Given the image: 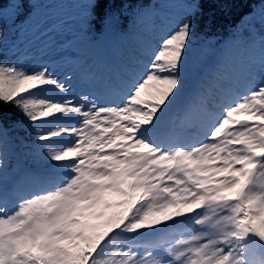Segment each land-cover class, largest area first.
Wrapping results in <instances>:
<instances>
[{
  "label": "snow or ice",
  "instance_id": "6c2138e0",
  "mask_svg": "<svg viewBox=\"0 0 264 264\" xmlns=\"http://www.w3.org/2000/svg\"><path fill=\"white\" fill-rule=\"evenodd\" d=\"M62 2L0 0V47L11 20L12 48L39 54L0 57V264H264V71H225L238 50L264 69V0H184L179 18L166 0H72L71 20ZM217 5L248 28L197 54ZM10 128L36 165L13 178Z\"/></svg>",
  "mask_w": 264,
  "mask_h": 264
},
{
  "label": "rangeland",
  "instance_id": "374dc122",
  "mask_svg": "<svg viewBox=\"0 0 264 264\" xmlns=\"http://www.w3.org/2000/svg\"><path fill=\"white\" fill-rule=\"evenodd\" d=\"M53 13L55 16L60 17L65 20H71L74 16V13L76 11V6L72 3V0H64L63 3H58L55 5L54 8H52ZM178 11V12H177ZM184 12V9L182 7H179V9L175 11L171 9V7H167L165 9V14L167 16H170L172 18H179ZM10 22L9 20L6 25V36H5V41L4 45L0 47V57L8 60V61H13L19 59L22 61L26 66H35L38 59H39V54L35 49H30L28 46L26 47L27 51L21 52L20 50L23 49V47L19 48H12V44L14 42H10L11 38V27H10ZM248 28V25L244 22H241L238 24L237 30L238 33H243L244 30ZM65 35L70 34V27L68 30L65 31ZM231 39V38H230ZM229 39V40H230ZM195 40V39H194ZM215 39L211 40H206L207 42L213 41ZM199 41V40H198ZM227 40H218L216 43H210L208 46L201 47L200 45L194 44V50L197 52V54L200 52V50H204L206 48H214L217 47L221 44H223ZM41 43L47 44L48 41L44 40ZM51 58L55 64L58 66L57 71L60 72L61 74H69L72 75L76 72L75 68V61L73 59V51L72 50H56L49 52L45 59ZM225 71L228 74L231 75H236V74H241L247 71H254V72H261L264 71V69H261L257 64H246L244 60V56L241 55L240 51L238 50L236 53L235 58L233 59L232 62H230L226 68ZM73 85H74V91H83L86 90V85L84 84L83 81L78 80L77 78L73 79ZM177 112L176 109L173 110V115H175ZM14 134V132H13ZM12 134V135H13ZM15 137V136H14ZM12 140V139H11ZM15 143V142H14ZM20 147L18 144L13 145L12 149V154H10L8 158V165L7 167V172L9 174V178H13L15 176H18L20 172L24 169L29 168V166H25L22 164H25L26 161L30 162L31 159L26 157L24 154L20 155ZM36 167V166H35ZM34 167V168H35ZM16 201H12L9 204V208L11 210H15L16 208Z\"/></svg>",
  "mask_w": 264,
  "mask_h": 264
},
{
  "label": "trees",
  "instance_id": "16d2710c",
  "mask_svg": "<svg viewBox=\"0 0 264 264\" xmlns=\"http://www.w3.org/2000/svg\"><path fill=\"white\" fill-rule=\"evenodd\" d=\"M166 2L170 5L171 9L173 10L175 9L176 11V9L178 10L179 7H181L184 0H166ZM249 6L253 10L257 12L259 11L258 0H251ZM50 11H52V9ZM245 11L246 9L229 8L227 6H220V5H217L215 7H207L203 16H201L200 18L203 21L202 30L195 38L193 42V47H194V44L200 45L201 47H205V46H208V44L212 42L216 43L218 40H229L231 38L232 33H238V30H237L238 24L241 22H244L241 19V13ZM10 27H11L10 42L11 43L16 42V31L12 24V21L10 22ZM211 39H215V40L209 41V42L206 41V40H211ZM20 47H23V49L20 50L21 52L27 51L26 50L27 45L20 46ZM17 48H19V43H17ZM4 111L10 112L11 110L8 106H5ZM9 135L12 137L11 139H12L13 145H16V144L19 145V137L23 136V132L20 129L10 128ZM20 151H21L20 155L23 154L21 149ZM28 163H32V161Z\"/></svg>",
  "mask_w": 264,
  "mask_h": 264
}]
</instances>
